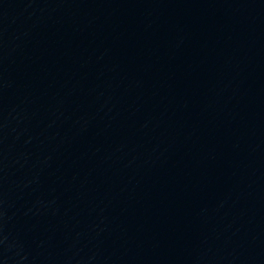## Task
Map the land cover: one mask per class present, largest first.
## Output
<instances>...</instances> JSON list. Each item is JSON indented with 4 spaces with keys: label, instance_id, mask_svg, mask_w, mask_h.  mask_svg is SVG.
<instances>
[{
    "label": "water",
    "instance_id": "1",
    "mask_svg": "<svg viewBox=\"0 0 264 264\" xmlns=\"http://www.w3.org/2000/svg\"><path fill=\"white\" fill-rule=\"evenodd\" d=\"M0 264H264V0H0Z\"/></svg>",
    "mask_w": 264,
    "mask_h": 264
}]
</instances>
